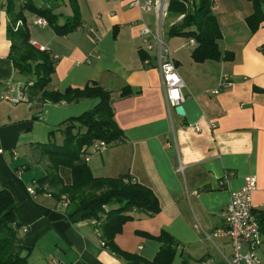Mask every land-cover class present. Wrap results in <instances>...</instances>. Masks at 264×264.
I'll return each mask as SVG.
<instances>
[{
    "label": "crops",
    "instance_id": "1",
    "mask_svg": "<svg viewBox=\"0 0 264 264\" xmlns=\"http://www.w3.org/2000/svg\"><path fill=\"white\" fill-rule=\"evenodd\" d=\"M25 1L52 10L58 24L73 16L71 0H17V7ZM133 1L76 0L81 26L62 36L34 24L41 18L25 12L30 44L49 52L50 60L58 57L51 90L96 83L112 94L113 120L123 140L90 159L92 175L129 174L158 199V214L132 212L133 220L114 238L117 247L151 262L160 248L155 238L165 232L179 243L172 264H199L202 259L226 264L231 246L214 233L224 228L223 211L244 178L256 179L253 207L264 209V92L255 90L264 91V22L254 31L249 27L247 18L254 13L250 2L211 0L221 33L216 41L220 59L197 63L192 52L198 44L188 45L190 38L170 32L184 17L168 11L170 0H152L157 7L150 12L131 7ZM183 3L193 13L198 0ZM8 21L5 0H0V189L13 197L21 225L18 237L30 249L28 263L127 264L101 245L89 221L70 223L64 202L49 195L33 199L27 193L36 181L27 171L39 166L45 171L36 160L40 145L51 142L64 121L90 111L98 101L42 106L35 98L27 101L22 89L26 81L8 57ZM143 24L167 37L164 43L184 84V117L167 109L156 51L143 49ZM223 77L231 85L212 94ZM124 87L132 94L120 98ZM5 93L20 102L3 100ZM179 165L183 173L177 172ZM226 172L233 176L222 188ZM257 254L264 263V241Z\"/></svg>",
    "mask_w": 264,
    "mask_h": 264
},
{
    "label": "trees",
    "instance_id": "2",
    "mask_svg": "<svg viewBox=\"0 0 264 264\" xmlns=\"http://www.w3.org/2000/svg\"><path fill=\"white\" fill-rule=\"evenodd\" d=\"M244 1L250 2L254 7V13L247 18L249 27L254 31L264 22V3L262 0ZM16 2L17 0H5V12L9 20L8 57L13 67L27 80L22 87L23 91L26 90L27 101L35 98L39 106L47 103L71 105L83 100L98 101L90 111L69 118L59 125L57 130L65 136L61 144L49 142L40 145V152L49 160L50 171L31 184L36 187L35 193L49 195L56 202H61L64 197L67 220L72 224L94 221L93 226L100 232L103 247L123 262L172 264L179 243L165 232L155 238L160 248L151 262L120 250L114 242L123 225L133 220L132 212L147 216L160 212L155 194L137 183L129 174L115 178H96L82 159V149L94 141L103 140L108 144H115L123 140L122 133L113 120L111 92L96 83L87 84L83 88H67L63 92L51 90L54 63L49 58V52L30 44L25 12L43 18L57 35H67L81 26L76 0H71L73 16L68 17L63 24L57 23V15L48 8H39L31 1H25L17 7ZM183 2L185 0L169 2V12L184 15L180 23L170 29L171 34L195 40L198 44L192 52L195 62L219 60L216 41L221 38V33L211 13L212 1L198 0L193 13L186 12ZM225 58L228 59V56ZM131 94V89L124 87L120 90L119 97L126 98ZM254 214L264 235V209L254 210ZM20 228L15 217L12 195L7 190L0 189V264H29L30 249L21 244L18 237Z\"/></svg>",
    "mask_w": 264,
    "mask_h": 264
},
{
    "label": "built area",
    "instance_id": "3",
    "mask_svg": "<svg viewBox=\"0 0 264 264\" xmlns=\"http://www.w3.org/2000/svg\"><path fill=\"white\" fill-rule=\"evenodd\" d=\"M131 7L137 8L142 12H150L157 7V3L152 0H134L131 3ZM34 24L47 26V22L43 18L36 20ZM140 36L145 52L156 51L157 69L160 73L167 109H175L183 103L182 89L184 84L177 72L170 50L165 45L161 32L154 31L145 24H143L140 31ZM188 45H195L194 39L190 38ZM56 59H58L57 56H52V61ZM230 85L227 78L223 77L219 88L211 93L218 94L222 89ZM2 99L12 104L20 102L19 99L11 98L7 93L3 95ZM109 146L110 144L103 140L94 141L90 146L82 149L83 161L87 164L91 156L102 154ZM14 156L16 157V154ZM183 170L184 168L179 165L177 172L183 173ZM232 176L231 173L226 172L219 182L220 186L222 188L227 187ZM243 182L240 190L231 192L229 202L222 214L224 228L217 230L214 236L224 237L229 241L231 255L228 259H225L226 264H264L257 254L259 247L264 241V235L260 231L252 203V196L257 190V182L254 177H246ZM27 193L34 199L36 193L33 186L27 188ZM90 223L95 225L94 221H90ZM95 232L99 235L98 231ZM199 264L215 263L210 259H202Z\"/></svg>",
    "mask_w": 264,
    "mask_h": 264
},
{
    "label": "rangeland",
    "instance_id": "4",
    "mask_svg": "<svg viewBox=\"0 0 264 264\" xmlns=\"http://www.w3.org/2000/svg\"><path fill=\"white\" fill-rule=\"evenodd\" d=\"M18 26V25H17ZM164 30V29H163ZM166 35L163 33V36H162V39H163V41L165 42L166 41ZM143 49L145 50V48L143 47ZM149 53V52H148ZM25 79V81H27L26 80V78H24ZM65 138V136H64V134L63 133H61V132H59L58 134H56V136H55V138H53L52 140H51V142L52 143H54V144H56V145H59V144H61L62 142H63V139ZM111 146H113V144H110V146L109 147H111ZM108 147V148H109ZM92 158H94V160H97V158H99V154L98 155H93V156H91V159ZM36 160H38V162H40L41 164H42V166L44 167V169H45V171H46V173H49V171H50V164H49V160H48V158H47V156L46 155H44V154H42V153H39V154H37L36 155ZM90 164H89V162L87 163V166H89ZM33 171V172H32ZM45 171L43 170V168L42 167H34V169L33 170H29V171H27V176L29 177V176H34V179L35 180H38V179H41L42 177H44V175H45ZM92 173V172H91ZM33 188H34V190H35V186L33 185ZM65 198L64 197H62L61 198V202H64L65 200H64ZM228 241V240H227Z\"/></svg>",
    "mask_w": 264,
    "mask_h": 264
},
{
    "label": "water",
    "instance_id": "5",
    "mask_svg": "<svg viewBox=\"0 0 264 264\" xmlns=\"http://www.w3.org/2000/svg\"><path fill=\"white\" fill-rule=\"evenodd\" d=\"M262 3H264V0H262ZM175 113L180 116V117H184L185 115V112H184V109L183 107L180 105V106H177L175 109Z\"/></svg>",
    "mask_w": 264,
    "mask_h": 264
}]
</instances>
